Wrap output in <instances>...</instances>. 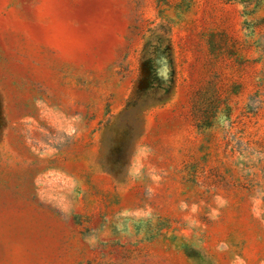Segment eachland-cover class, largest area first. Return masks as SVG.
Returning a JSON list of instances; mask_svg holds the SVG:
<instances>
[{"label": "rangeland", "instance_id": "obj_1", "mask_svg": "<svg viewBox=\"0 0 264 264\" xmlns=\"http://www.w3.org/2000/svg\"><path fill=\"white\" fill-rule=\"evenodd\" d=\"M0 264H264V0H0Z\"/></svg>", "mask_w": 264, "mask_h": 264}]
</instances>
